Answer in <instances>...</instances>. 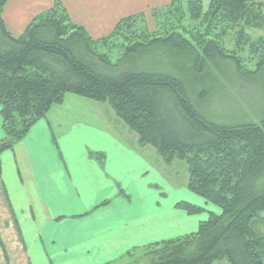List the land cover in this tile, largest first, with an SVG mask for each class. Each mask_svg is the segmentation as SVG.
Listing matches in <instances>:
<instances>
[{
  "label": "trees",
  "instance_id": "trees-1",
  "mask_svg": "<svg viewBox=\"0 0 264 264\" xmlns=\"http://www.w3.org/2000/svg\"><path fill=\"white\" fill-rule=\"evenodd\" d=\"M10 1L0 0V156L69 94L108 104L140 147L184 162L190 192L217 209L196 233L149 246L150 264H264V116L221 124L205 110L225 81L264 79V35L248 34L264 32V0H172L150 12L152 27L148 14L129 16L99 39L61 1L14 36Z\"/></svg>",
  "mask_w": 264,
  "mask_h": 264
},
{
  "label": "crops",
  "instance_id": "crops-1",
  "mask_svg": "<svg viewBox=\"0 0 264 264\" xmlns=\"http://www.w3.org/2000/svg\"><path fill=\"white\" fill-rule=\"evenodd\" d=\"M56 1L95 39L123 18L172 2L11 0L7 29L22 35ZM69 95L0 156V238L8 255L0 247V264H122L199 230L210 212L191 216L178 203L217 212L190 192L187 167L180 173L177 163L166 166L153 148L140 147L106 104Z\"/></svg>",
  "mask_w": 264,
  "mask_h": 264
},
{
  "label": "rangeland",
  "instance_id": "rangeland-1",
  "mask_svg": "<svg viewBox=\"0 0 264 264\" xmlns=\"http://www.w3.org/2000/svg\"><path fill=\"white\" fill-rule=\"evenodd\" d=\"M209 3L210 0H204V7L207 8ZM149 14L148 20L150 22V26L152 27L154 24ZM248 34L252 37H258L264 35V32L248 30ZM229 48L232 49L233 46L230 45ZM245 66L251 69L253 67V61H247ZM225 83H227L226 85L228 87L226 88V94L221 97L219 95H215L213 100L206 103L205 110L208 113L207 117L211 121L221 124H234L246 121L259 123L264 116V79L262 77H258L254 80H240L238 84L241 86H233L230 81H225ZM106 105L109 106L108 104ZM110 109L112 110L111 107ZM177 164L178 165L174 168L178 169L180 173L183 171V167H187L184 162H179ZM209 206L214 207L215 205L209 204ZM205 210L212 212L209 208H206ZM206 215H208V219L210 215ZM261 217L264 219V213ZM122 264H150V261L148 258H142L141 255H138L134 261H125ZM215 264L229 263L224 260Z\"/></svg>",
  "mask_w": 264,
  "mask_h": 264
}]
</instances>
